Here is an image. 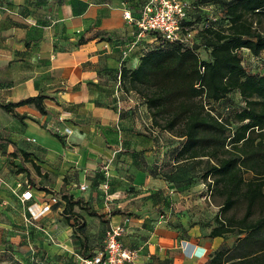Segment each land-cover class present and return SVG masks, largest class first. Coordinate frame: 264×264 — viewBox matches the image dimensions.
<instances>
[{"label":"crops","instance_id":"0c3cea01","mask_svg":"<svg viewBox=\"0 0 264 264\" xmlns=\"http://www.w3.org/2000/svg\"><path fill=\"white\" fill-rule=\"evenodd\" d=\"M125 2L0 0V103L52 97L45 114L32 104L15 107L27 115L22 120L0 109V262L9 247L25 246L28 233L47 255L70 246L71 227L56 231L62 194L83 197L103 214L105 229L128 218L121 240L135 251L133 264H207L234 241L209 236L218 205L199 203L202 164L175 161L183 138L154 127L142 99L120 90L122 65L136 68L156 43L123 16L139 12L137 0ZM188 163L192 181L176 184ZM17 182L28 183L30 199L22 200ZM52 197L59 202L41 211Z\"/></svg>","mask_w":264,"mask_h":264},{"label":"trees","instance_id":"16d2710c","mask_svg":"<svg viewBox=\"0 0 264 264\" xmlns=\"http://www.w3.org/2000/svg\"><path fill=\"white\" fill-rule=\"evenodd\" d=\"M145 1L137 0L140 8L134 19L140 16ZM184 1L183 32L193 27L192 38L168 41L156 31H146L155 36V46L140 57L136 68L122 65L120 90L142 99L154 127L183 138L175 161L202 164L197 177L206 186L205 196L218 205L209 236H234L230 246L211 253L207 264H264V72L249 73L240 55L248 52L259 57L264 51V0L223 1L224 22L216 23L190 19L195 5ZM121 3L126 4L125 0ZM103 39L110 43L112 36ZM201 45L208 49V58L200 55ZM45 98L52 97L38 93L0 103V109L22 120L27 115L15 107L32 104L45 114ZM237 98L241 108L227 117L218 114L216 106L227 102L224 109L229 110V103ZM184 167L174 176L176 184L192 181L186 174L195 164ZM54 198L57 204L59 200ZM60 199L70 226L74 225L69 223V213L83 220L84 211L103 220V214L83 197L62 194ZM115 212L124 211L117 208ZM82 222L74 226L78 236ZM102 245L103 240L97 249L80 257L93 255Z\"/></svg>","mask_w":264,"mask_h":264},{"label":"rangeland","instance_id":"374dc122","mask_svg":"<svg viewBox=\"0 0 264 264\" xmlns=\"http://www.w3.org/2000/svg\"><path fill=\"white\" fill-rule=\"evenodd\" d=\"M195 5L190 10L189 18L200 20L201 21H209L212 23L216 22H224V12L222 8V2L232 1V0H191ZM199 5V7L197 6ZM200 55L203 58H208V49L201 45L199 50ZM242 63L245 69L249 73H262L264 72V51L261 52L259 57H254L250 55L248 52H240ZM227 102L216 106L218 110V114L223 116H229L237 109L241 108L243 105L239 98L232 100L229 105L230 109L225 110L224 105ZM198 169V167H197ZM204 194L206 186H203ZM200 205L204 208L212 207L213 210L216 208L215 205L211 206L210 201L213 202L212 198L209 199L206 196L204 199L199 200ZM214 203V202H213ZM194 206H198V204L194 203ZM215 204V203H214ZM74 209L77 211L78 208ZM79 211V210H78ZM58 230H61L62 227L68 225L66 221V215L62 214V209L58 212ZM83 215V212H82ZM69 223L77 227V225L82 224L84 221V226L81 230H79L80 236L75 232L76 228L74 226H70L72 229V234L70 236V246L68 248L63 249V251L55 253L53 255H47L46 253L39 250V246L34 245L33 241L29 238L28 233V242L25 246H11L9 247L10 252L8 255L1 259L0 264H81L79 257L82 254L88 253L92 250L97 249L102 240L104 238L105 227L102 224L103 221L96 218H88L86 222L85 218L80 219L79 217H75L71 213H69ZM31 221V220H30ZM49 239L53 240L54 233L50 231L41 230ZM85 239L84 243L81 242ZM26 253V256L24 255ZM3 257V255H1ZM11 257V258H10ZM23 257V258H21Z\"/></svg>","mask_w":264,"mask_h":264},{"label":"built area","instance_id":"2783aa9c","mask_svg":"<svg viewBox=\"0 0 264 264\" xmlns=\"http://www.w3.org/2000/svg\"><path fill=\"white\" fill-rule=\"evenodd\" d=\"M186 8L187 4L184 0H146L137 19L131 16L129 10L123 11V16L133 22L139 32L156 31L165 40L187 42L192 38L194 29L189 27L186 28V32H183L182 23L186 17ZM108 43L106 41L105 47H108ZM132 44H135V41ZM16 187L22 188L20 193L22 200L31 198L30 186L26 182H17ZM102 187L106 190L107 183H104ZM79 188L85 190L86 185L80 184ZM55 202L56 199L52 197L42 206L41 211L48 209L51 203ZM30 215L35 219L39 213L35 214L30 211ZM127 221L128 218H125L123 222L109 224L105 231L102 247L89 257H79L80 263L133 264L136 257L135 251L125 247L120 240Z\"/></svg>","mask_w":264,"mask_h":264}]
</instances>
